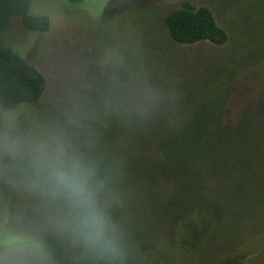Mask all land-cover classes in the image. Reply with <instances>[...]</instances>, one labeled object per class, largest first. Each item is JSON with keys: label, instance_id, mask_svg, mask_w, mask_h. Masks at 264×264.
<instances>
[{"label": "rangeland", "instance_id": "1", "mask_svg": "<svg viewBox=\"0 0 264 264\" xmlns=\"http://www.w3.org/2000/svg\"><path fill=\"white\" fill-rule=\"evenodd\" d=\"M185 1L228 43H176L167 17ZM31 13L50 30L17 19L9 41L47 89L2 121L0 231L20 238L0 232L18 243L0 264H264V0H33ZM71 165L94 229L51 178Z\"/></svg>", "mask_w": 264, "mask_h": 264}, {"label": "trees", "instance_id": "2", "mask_svg": "<svg viewBox=\"0 0 264 264\" xmlns=\"http://www.w3.org/2000/svg\"><path fill=\"white\" fill-rule=\"evenodd\" d=\"M79 2L80 0H69ZM33 0H0V138L6 133L2 124L4 118L10 117L11 112L22 108L24 104L38 103L47 89V79L35 66L22 58L9 41V33L14 28L16 20L20 19L23 27L31 32H48L51 28V18L48 15H33L31 13ZM16 26V25H15ZM167 26L171 38L182 45H195L206 41L215 46H223L229 41L227 31L219 26L213 11L208 7L196 6L185 1L182 7L173 11L167 17ZM200 108L203 113L206 110L207 116H211V108ZM24 108L22 111H28ZM20 116L21 110L15 111ZM220 115V108L217 107L215 117ZM8 117V118H9ZM0 143V172L5 166V161L12 154L8 148L10 141L6 144ZM3 144V145H2ZM12 158V157H11ZM2 181V179H0ZM3 183V181L1 182ZM0 183V184H1ZM2 190V184L0 187ZM1 193L9 196L8 190ZM9 199H13L11 196ZM3 207V204H1ZM4 208V207H3ZM1 226V223H0ZM1 232V231H0ZM6 232V231H5ZM3 236L19 239L16 234L1 232ZM18 243L3 242L0 240V251L8 250ZM220 264H225L224 262Z\"/></svg>", "mask_w": 264, "mask_h": 264}, {"label": "clouds", "instance_id": "3", "mask_svg": "<svg viewBox=\"0 0 264 264\" xmlns=\"http://www.w3.org/2000/svg\"><path fill=\"white\" fill-rule=\"evenodd\" d=\"M50 175L59 189L64 191L74 202L88 210V214L83 221L86 229H94L102 225V216L91 211V200L87 193L86 183L78 172V165L52 167Z\"/></svg>", "mask_w": 264, "mask_h": 264}]
</instances>
